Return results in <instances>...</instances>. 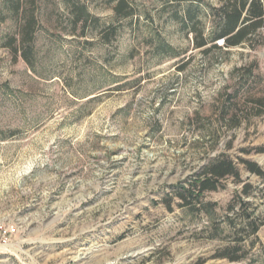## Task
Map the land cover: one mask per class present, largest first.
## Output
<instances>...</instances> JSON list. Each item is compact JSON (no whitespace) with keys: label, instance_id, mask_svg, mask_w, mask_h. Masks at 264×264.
<instances>
[{"label":"rangeland","instance_id":"374dc122","mask_svg":"<svg viewBox=\"0 0 264 264\" xmlns=\"http://www.w3.org/2000/svg\"><path fill=\"white\" fill-rule=\"evenodd\" d=\"M78 1L99 20L85 37L70 0L41 1L36 72L0 45V264H264V225L249 237L244 212L227 209L234 179L205 195L209 211L164 203L220 154L264 169V113L250 101L264 98V44L204 54L178 8L128 0L136 15L123 19L117 0ZM238 167L264 222V180ZM240 238L241 261L216 258Z\"/></svg>","mask_w":264,"mask_h":264},{"label":"trees","instance_id":"16d2710c","mask_svg":"<svg viewBox=\"0 0 264 264\" xmlns=\"http://www.w3.org/2000/svg\"><path fill=\"white\" fill-rule=\"evenodd\" d=\"M41 1L2 0L0 4V23L11 27V30L0 40L1 48L9 52L15 63L22 60L34 72L37 70L39 55L37 43L42 18L38 8ZM157 1L162 3L163 8L181 9V11L178 9L174 11L173 20L180 25L182 31L193 36L194 48L201 50L204 54L228 52L230 49L244 46L256 49L264 44V0H217L218 6L210 5L206 0ZM66 9L69 13L72 33L78 37L87 35L90 24L99 23L98 18L92 16L88 7L78 0L67 2ZM113 10L117 17L123 19L136 15V11L130 6L128 0H117ZM208 18L210 22L207 27L206 19ZM161 48L166 51L169 49L164 45ZM252 74L250 70L248 77ZM3 89L7 95L12 92L8 85H5ZM236 101L237 96L229 97V105L235 108H237ZM250 101L258 108L259 115L264 113V98L257 100L250 98ZM225 114L226 112L222 116L223 119ZM230 123L232 127L240 125L238 110H234ZM256 152L264 153V148H258ZM243 153L250 154L251 150H243ZM240 165H243L249 174L264 180V169L258 163L242 157L235 161L227 155L220 154L210 159L192 180L175 187L173 195L164 198L167 209L173 211L174 198L180 201L178 204L180 208L194 212L213 208L214 204L205 203L203 198L207 193L218 192L223 187V181L232 178L241 186V190L236 191V196L227 209L229 212H235L236 207L239 206L244 212L246 223L239 231L247 233L249 237H256L264 222L256 215L255 209L251 213L247 212V208L252 204L246 199L251 197L255 188L252 184L243 181L238 167ZM242 239H239L237 246L226 248L216 258L227 259L230 262L241 261Z\"/></svg>","mask_w":264,"mask_h":264},{"label":"built area","instance_id":"2783aa9c","mask_svg":"<svg viewBox=\"0 0 264 264\" xmlns=\"http://www.w3.org/2000/svg\"><path fill=\"white\" fill-rule=\"evenodd\" d=\"M6 234H14L16 232L15 228H9L4 231Z\"/></svg>","mask_w":264,"mask_h":264}]
</instances>
